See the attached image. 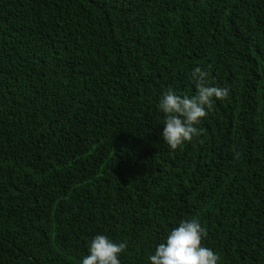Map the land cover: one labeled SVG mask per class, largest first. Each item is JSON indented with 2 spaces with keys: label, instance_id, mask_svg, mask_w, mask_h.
<instances>
[{
  "label": "trees",
  "instance_id": "obj_1",
  "mask_svg": "<svg viewBox=\"0 0 264 264\" xmlns=\"http://www.w3.org/2000/svg\"><path fill=\"white\" fill-rule=\"evenodd\" d=\"M195 67L229 97L171 150L157 105ZM193 217L218 264H264V0H0V264L96 235L151 264Z\"/></svg>",
  "mask_w": 264,
  "mask_h": 264
},
{
  "label": "clouds",
  "instance_id": "obj_2",
  "mask_svg": "<svg viewBox=\"0 0 264 264\" xmlns=\"http://www.w3.org/2000/svg\"><path fill=\"white\" fill-rule=\"evenodd\" d=\"M192 78L196 81V93L180 95L171 87L164 92L157 105L164 114L162 138L171 150H177L185 142H192L202 135L199 128L216 100H226V87L208 84V73L195 67ZM202 142V141H201ZM207 231L198 218L180 222L170 231L166 241L155 248L149 257L151 264H218L220 257L211 248L202 246ZM127 249V242H114L105 235H96L88 248L82 264H121L119 255Z\"/></svg>",
  "mask_w": 264,
  "mask_h": 264
}]
</instances>
